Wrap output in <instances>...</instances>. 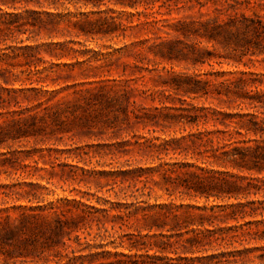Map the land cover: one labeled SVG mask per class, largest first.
I'll return each instance as SVG.
<instances>
[{
	"label": "rangeland",
	"instance_id": "obj_1",
	"mask_svg": "<svg viewBox=\"0 0 264 264\" xmlns=\"http://www.w3.org/2000/svg\"><path fill=\"white\" fill-rule=\"evenodd\" d=\"M146 3H136L134 8L114 1H105L99 8L83 3L60 7L71 13L107 12L116 26L105 36H77L74 29L70 35H59L54 42L74 49L63 51L65 56L59 60L41 47L43 62L38 69L55 64V83L48 80L30 85L20 73L25 67L13 70L19 76L13 86L0 82L6 88L27 89L15 96L2 93L5 102L0 103V125L8 121L7 112H23V121L19 128H5L0 140V185H13L5 190L8 197L0 189V209L48 208L66 199L108 210L107 217L97 214L104 223L101 242L111 252H127L118 243L123 235L136 234L137 224L131 219L132 224L120 229V222L113 220L118 205L131 204L136 198L149 205L169 201L204 204V198L190 197L176 188L183 176H163L167 163L207 166L205 158L196 154L207 138L194 140L193 145L187 135L219 128L232 137L210 134L215 145H264V0ZM46 43V35L26 32L5 38L0 49ZM213 111L230 126H221ZM180 116L199 119L196 124L179 123ZM233 127L241 134H235ZM245 128L257 133H246ZM182 137L185 140L172 146L174 150L157 151L153 146ZM208 168L264 180V171L248 172L240 165ZM137 169L147 171L148 195L135 192L130 177L119 175ZM222 202L214 203L211 198L207 205ZM92 226L94 234L95 223ZM256 255L258 252L250 254L245 264H258ZM0 264H5L1 258Z\"/></svg>",
	"mask_w": 264,
	"mask_h": 264
},
{
	"label": "trees",
	"instance_id": "obj_2",
	"mask_svg": "<svg viewBox=\"0 0 264 264\" xmlns=\"http://www.w3.org/2000/svg\"><path fill=\"white\" fill-rule=\"evenodd\" d=\"M105 1H114L115 5L129 8H134L136 3L150 2L0 0V45L5 38L26 32L34 36L43 34L49 39V43L42 45L0 49V82L5 86H13L19 79L18 75L13 74V70L16 67H25L20 73L26 75V81L30 85H38L48 80L55 83L52 78L55 64L50 63L48 68L38 69L39 63L43 62L39 57L41 47L47 48L49 57L59 60L65 56L63 51L74 50L68 48L67 43L54 42L59 35H70L74 29L77 36H105L112 34L109 28L116 26L114 17L107 12L71 13L60 11V7L83 3L99 8ZM95 15H98V18H94ZM15 60H21L22 63H14ZM32 77L35 80H31ZM25 90L27 89L6 88L0 85V103L5 102L2 93L15 96ZM78 93L81 92L75 94ZM22 114L23 112H7L8 121L0 125V140L5 128L20 127ZM212 114L217 116L216 120L221 126H230L225 123V119L219 118L218 112L213 111ZM34 118L29 120L33 123ZM198 119L180 116L177 122L196 124ZM232 131L241 134L239 128L233 127ZM245 131L257 133L256 129L251 128H245ZM210 134H227L229 139L232 137L228 130L219 128H215V131L205 130L187 135L193 145L194 140L207 138L206 142L200 145L204 148L196 151L197 155L205 158L203 164L207 165L206 167L175 162L165 164L167 168L163 169L165 178L177 173L183 176L176 188H181L180 193L190 197L204 198V204L184 205L169 201L149 205L146 201H138L136 198L131 204L118 205L119 211L113 215V220L120 222V229L132 224L131 219L137 224L136 234H125L122 237L125 240L120 238L118 243V247L126 249L127 252H111L106 250L107 244L101 242L103 240L100 233L104 223L97 214L104 213L103 216L107 217L108 210L65 199L48 208L11 206L0 209V258L5 264H245L250 260V254L258 252L255 260L258 264H264L263 177L258 179L208 168L212 165H240L248 172L255 171L260 174L264 171V145L219 146L213 144V139L209 138ZM18 138L20 136L14 139ZM181 140H185V137L172 138L153 146L157 151L167 152L169 147L179 144ZM82 171L86 172L84 169ZM146 174L147 171L143 169L119 173L120 176L130 177L134 182L132 186L135 187V192L141 193V196H144V193L148 195L150 190V180ZM136 184H141V187ZM12 186L0 185V189H4L1 194L8 197L9 192L5 190H11ZM211 198L214 203L217 200L223 202L208 206ZM93 223L97 230L94 234ZM142 231H145V234H142ZM256 242L262 244L246 247ZM169 254L175 257H170Z\"/></svg>",
	"mask_w": 264,
	"mask_h": 264
}]
</instances>
